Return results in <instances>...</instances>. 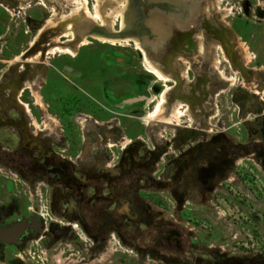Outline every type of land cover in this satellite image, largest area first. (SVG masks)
<instances>
[{
  "label": "flooded vegetation",
  "instance_id": "obj_1",
  "mask_svg": "<svg viewBox=\"0 0 264 264\" xmlns=\"http://www.w3.org/2000/svg\"><path fill=\"white\" fill-rule=\"evenodd\" d=\"M207 1L145 0L138 20L123 28L115 23L108 33L101 25L94 28L114 39L140 35L148 60L166 80L149 71L132 41L127 45L140 53L145 73H117V64L127 59L107 51L102 62L94 48L86 50L93 41L59 35L54 42L52 30L30 43L36 67L1 77L0 196L7 202L0 207V231H6L0 251L37 240L48 252L80 240L97 252L118 238L135 248L136 257L141 253L144 264L145 257L164 264H264L261 251L198 249L194 226L184 219L197 194L222 189L233 204L235 198L242 204L239 194L261 192L257 179L264 180V64L229 23L203 10ZM58 46L73 52L52 53L68 55L60 59L62 71L45 62ZM29 77L34 87L25 91ZM134 78L144 83L136 85V95ZM221 93L219 137L211 116L197 122L194 114L199 103L211 112L210 100ZM175 112L182 115L175 118ZM53 114H76L78 138H71L68 122L54 126ZM76 140L82 145L76 159L88 147L80 164L70 156ZM207 201L213 205V197Z\"/></svg>",
  "mask_w": 264,
  "mask_h": 264
},
{
  "label": "rangeland",
  "instance_id": "obj_2",
  "mask_svg": "<svg viewBox=\"0 0 264 264\" xmlns=\"http://www.w3.org/2000/svg\"><path fill=\"white\" fill-rule=\"evenodd\" d=\"M144 1L145 0H0V79L2 76L17 73L20 68L24 69L29 66L33 68L37 66L34 61H36L38 57L34 58V54L32 55L31 48H29L30 43L33 42L36 37H39L42 32L48 30H52L53 33H55L52 36V41L54 42L57 41L59 35L69 37L71 41L75 40L76 37L78 40L84 37L85 39L82 40L83 43H86L87 40L93 41L94 44L87 46L88 48L86 50L91 51L94 48L93 50L96 51L95 57L102 62H104V54L107 51L116 53L122 60L127 59L126 62L124 60L123 63L117 64V73L133 75L145 73L143 66L139 63L141 55L138 50L143 56L144 64L146 63L143 54L145 50L139 42L143 40L140 35H135V33L130 32L125 35L130 37L114 39L103 32L97 33L94 30L96 26L101 25L108 33V28L115 25V23L120 24V27L123 28L125 24H127V21L131 23L132 18L138 20L143 10L140 3H144ZM258 3L264 6V0H209L206 2L203 10L206 9L205 11L207 12H211L212 10L215 11L213 18L220 24H225L223 21L229 23L236 34L240 36V41L244 42L249 48V51L256 54L257 59L264 64V9L258 6ZM222 8L226 9L222 10ZM96 10L100 18L96 16ZM225 13H229L230 16L223 18ZM128 27L129 25H127V28ZM115 28H118V25H116ZM87 34H91L98 40L89 38ZM103 39L117 41V43H109H120L124 46H112L108 43H103L107 42L103 41ZM131 41L138 50L134 49L131 45H127ZM136 42L140 45L141 49L136 46ZM201 42L202 39L199 35V43ZM24 52V56L27 57L25 59H23L24 57L22 56ZM56 52H68L70 54H73V52L68 48L59 46L53 47L48 51L51 55L46 59V65L51 63L60 69V59L66 58L68 55H52V53ZM248 55L249 54L246 52L247 58ZM182 61L184 64L186 63L184 59H182ZM150 64L152 67L147 66L149 71L160 79L166 80L165 75H163L154 64L151 62ZM213 64L217 66L216 61ZM186 65L187 64L183 67V75H185ZM43 72L44 71L41 73ZM53 72L58 73L55 70ZM31 80V77L27 79V88L25 91L34 87ZM138 83L144 84L134 78L135 95L136 85ZM220 83L216 80L213 81L215 86H220ZM171 84V82H167V85ZM141 88L144 87L142 86ZM141 88L139 89L140 91H138L139 94H145L143 91L144 89L142 90ZM160 88L162 89L163 87ZM224 96L225 94L221 93L210 100L212 103L211 112H204V109L200 107L199 103V105H197L199 112L194 114L197 117V122H201L208 116H211L208 121L212 122L214 125V136L219 137L222 133L215 134V132L221 131L222 128L225 111ZM162 103L163 99L161 97L155 105L154 110L157 111ZM233 107L234 105H232V108ZM229 111L232 112V109ZM174 115L176 118L182 115V113L175 112ZM75 116L77 115H69L67 119L53 114V124L56 126L59 121L68 122L71 138L75 137V139H77L78 130L73 119ZM150 117H152V115H150ZM186 118L187 115L181 116L180 119L182 124L185 123L184 120ZM216 126L218 128H216ZM211 134L212 133L209 132L206 136ZM149 146L151 147V145ZM81 149L82 145H80L77 140L70 143V156L77 164H80V159L84 161L86 158L85 156H87L88 147L86 151H83L80 157L76 159L75 156L80 153ZM1 180L0 178V183L2 182ZM257 183L259 187L261 186L262 191L255 194L252 188H249V191L245 193L246 195L240 193L239 196L243 197V200L239 201L242 202V204H238L236 198L233 204L232 198L223 193L222 189L217 190L212 195L207 193L197 194V198L195 197L190 200V204L186 207L192 209H185L186 214L184 215V219L189 222L188 228L194 226L193 236L197 238L195 243L198 245V249L208 251V253L212 250L222 251L223 249L234 254H242L249 251L251 253L255 251L264 253L263 178L262 184L258 179ZM190 196L193 195L190 194ZM211 197H213V205H211L210 201H207ZM9 199L11 200L10 197ZM5 202H7V200L0 196V207L3 205L2 203ZM168 212L173 214L170 209ZM233 235H235L236 238L232 239ZM90 243V241L67 240L56 250L50 249L47 252L41 243H37V240L29 241L18 251H14L13 248H4V251H0V264H144V259L142 260L143 255L139 253L138 257H136L135 248L129 247L127 244H122L118 238L103 244L97 252L89 251ZM209 247L212 248L209 249ZM60 250H64V253L55 256ZM16 253L21 254V256H15ZM145 264L164 263L145 257Z\"/></svg>",
  "mask_w": 264,
  "mask_h": 264
},
{
  "label": "bare ground",
  "instance_id": "obj_3",
  "mask_svg": "<svg viewBox=\"0 0 264 264\" xmlns=\"http://www.w3.org/2000/svg\"><path fill=\"white\" fill-rule=\"evenodd\" d=\"M262 3V2H261ZM206 10V9H205ZM118 15V14H117ZM96 16L97 17H99L100 18V15L98 14V12H97V10H96ZM115 16V15H114ZM103 41H107V42H112V43H117V41L115 42V41H112V40H104L103 39ZM125 42V41H124ZM120 44V43H119ZM136 46L139 48V49H141L140 48V45L136 42ZM143 54H144V56H145V60H146V63H147V66L148 67H152V65L150 64V62L148 61V58H147V56H146V53L145 52H143Z\"/></svg>",
  "mask_w": 264,
  "mask_h": 264
},
{
  "label": "water",
  "instance_id": "obj_4",
  "mask_svg": "<svg viewBox=\"0 0 264 264\" xmlns=\"http://www.w3.org/2000/svg\"><path fill=\"white\" fill-rule=\"evenodd\" d=\"M6 231H0V236L2 235V234H4Z\"/></svg>",
  "mask_w": 264,
  "mask_h": 264
}]
</instances>
